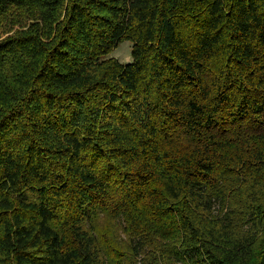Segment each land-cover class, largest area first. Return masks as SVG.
Returning <instances> with one entry per match:
<instances>
[{
  "label": "trees",
  "instance_id": "1",
  "mask_svg": "<svg viewBox=\"0 0 264 264\" xmlns=\"http://www.w3.org/2000/svg\"><path fill=\"white\" fill-rule=\"evenodd\" d=\"M178 262L264 264V0H0V264Z\"/></svg>",
  "mask_w": 264,
  "mask_h": 264
},
{
  "label": "rangeland",
  "instance_id": "2",
  "mask_svg": "<svg viewBox=\"0 0 264 264\" xmlns=\"http://www.w3.org/2000/svg\"><path fill=\"white\" fill-rule=\"evenodd\" d=\"M130 47H131V43L130 41H123L121 42L117 48H115L111 53L110 56L116 58L119 62L121 63H128L131 61V57H130ZM214 206H217V204H215ZM121 236L124 238V235L121 234ZM142 255H139L138 258H141ZM177 264H181L180 262H178Z\"/></svg>",
  "mask_w": 264,
  "mask_h": 264
}]
</instances>
